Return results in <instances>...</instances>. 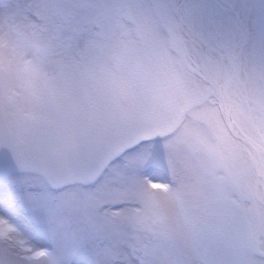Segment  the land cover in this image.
Masks as SVG:
<instances>
[{
	"label": "snow or ice",
	"instance_id": "6c2138e0",
	"mask_svg": "<svg viewBox=\"0 0 264 264\" xmlns=\"http://www.w3.org/2000/svg\"><path fill=\"white\" fill-rule=\"evenodd\" d=\"M0 264H264V0H0Z\"/></svg>",
	"mask_w": 264,
	"mask_h": 264
}]
</instances>
